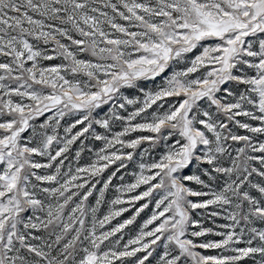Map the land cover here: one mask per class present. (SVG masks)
Segmentation results:
<instances>
[{"label": "snow or ice", "instance_id": "obj_1", "mask_svg": "<svg viewBox=\"0 0 264 264\" xmlns=\"http://www.w3.org/2000/svg\"><path fill=\"white\" fill-rule=\"evenodd\" d=\"M0 264H264V0H0Z\"/></svg>", "mask_w": 264, "mask_h": 264}]
</instances>
